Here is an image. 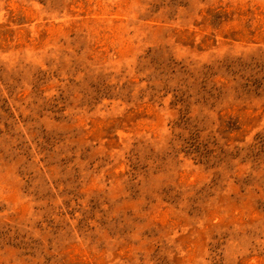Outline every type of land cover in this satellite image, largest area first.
Returning <instances> with one entry per match:
<instances>
[{"label":"rangeland","instance_id":"obj_1","mask_svg":"<svg viewBox=\"0 0 264 264\" xmlns=\"http://www.w3.org/2000/svg\"><path fill=\"white\" fill-rule=\"evenodd\" d=\"M0 264H264V0H0Z\"/></svg>","mask_w":264,"mask_h":264}]
</instances>
